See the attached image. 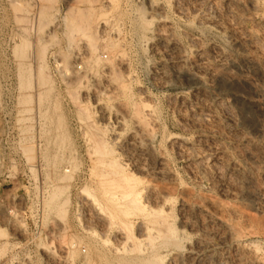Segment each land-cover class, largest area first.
Listing matches in <instances>:
<instances>
[{"label":"rangeland","instance_id":"rangeland-1","mask_svg":"<svg viewBox=\"0 0 264 264\" xmlns=\"http://www.w3.org/2000/svg\"><path fill=\"white\" fill-rule=\"evenodd\" d=\"M256 1L1 4L0 264H138V211L125 219L114 211L113 226L100 182L131 171L145 194L172 198L180 244L161 249L160 264L179 255L183 264H264V7ZM13 91L19 115L4 113ZM93 143L110 144L120 176L96 163Z\"/></svg>","mask_w":264,"mask_h":264},{"label":"bare ground","instance_id":"bare-ground-1","mask_svg":"<svg viewBox=\"0 0 264 264\" xmlns=\"http://www.w3.org/2000/svg\"><path fill=\"white\" fill-rule=\"evenodd\" d=\"M195 2H197V1H195ZM200 2V1H199ZM257 2V4H261L263 7H264V0H257L256 1ZM187 4H189V3H187ZM195 4V3H194ZM200 4V3H199ZM156 5V4H155ZM197 5V4H196ZM154 7V6H153ZM190 7V6H189ZM188 7V8H189ZM155 8V7H154ZM185 10V9H184ZM156 11V10H155ZM158 11V10H157ZM156 11V12H157ZM162 38V37H161ZM175 45V44H174ZM215 46V45H214ZM221 51V50H220ZM198 53V52H197ZM229 57V56H228ZM20 67V66H19ZM22 69V68H21ZM26 70V69H25ZM22 71H24L23 69H22ZM21 71V72H22ZM19 72V71H18ZM23 74H24V72H22ZM21 74V73H20ZM23 74H22V76H23ZM21 75L19 76L20 77V79L22 80V78L24 77H22ZM22 77V78H21ZM20 80V81H21ZM23 83V82H22ZM21 84V83H20ZM24 86V85H23ZM20 87H22V85H20ZM25 87V86H24ZM20 89H23V88H20ZM108 109V108H107ZM126 118H124V116L123 117H119V119H118V123H117V127L119 128L120 126L122 127V125H124L125 123H126ZM111 123H113V122H111ZM102 124V123H101ZM105 124V123H104ZM104 126V125H103ZM105 126H107V125H105ZM110 126V125H109ZM124 128V127H123ZM119 129H121V128H119ZM118 133H120V132H118ZM116 134V133H115ZM117 137V136H116ZM171 137V136H170ZM114 138H115V136H114ZM143 141V140H142ZM107 143V142H106ZM106 143H102V144H100V146L99 145H97L96 144V146H95V143H93V148H89L90 149V151L92 152V154L95 156V159H96V163H103V166H105V165H107L110 169H108V171L109 170H111L110 172H111V174L114 176H120L121 175V173H123L125 170V168H124V166L121 164V162H120V164L119 163H117L116 161V159L114 158V160H113V158L111 159V161H106V160H110V159H108L107 157L109 156V155H111L112 153H113V151H111V148H108V145H110V144H106ZM141 143H143V142H141ZM139 144H140V142H139ZM142 146V145H141ZM92 147V146H91ZM139 147V146H138ZM144 147H145V150L144 151H146V153H152V149H151V147L149 146V145H144ZM143 147V148H144ZM92 149V150H91ZM154 150V149H153ZM161 151V150H160ZM155 152V151H154ZM153 152V153H154ZM140 153V152H139ZM142 154V153H141ZM145 154V153H144ZM149 155H151V154H149ZM156 155V154H155ZM152 156V155H151ZM161 156V155H160ZM109 157H111V156H109ZM113 157V156H112ZM147 157V156H146ZM156 157V156H155ZM107 158V159H106ZM117 158V157H116ZM160 159V162L161 163H163V161H164V159H163V157L161 156V157H159ZM96 163H94V164H96ZM123 163V162H122ZM139 163V162H138ZM144 163H145V161H144ZM105 164V165H104ZM125 164V163H124ZM143 164V163H142ZM97 166H99V165H97ZM102 166V165H101ZM164 166V165H163ZM106 167V166H105ZM143 167V166H142ZM102 168V167H101ZM141 168V167H140ZM142 169V168H141ZM107 170V169H106ZM105 169L103 170H101L102 172L103 171H106ZM124 170V171H123ZM126 170H127V168H126ZM147 170V169H146ZM107 171V173H105V172H103V173H105V175L107 174V175H109L108 172ZM101 172V173H102ZM92 173V172H91ZM133 173V171H131V174ZM110 174V175H111ZM131 174H129V175H127V176H123V177H121L119 180H108V181H104V179L102 180V181H100L101 183L103 182L104 184H105V192H106V198L105 199H108V202H110L112 205H111V207L110 208H112V206H113V208H112V212L111 213H109V214H106L108 217L107 218H109L110 219V217H111V222H112V224L114 223V222H116V221H113V219L115 218V217H117L116 215H115V213H118V214H120V215H122V216H124V219L125 218H129L131 215H132V212H135V211H138V240H134V241H138V243H136V244H138V264H140V262L143 264H160V262H161V259H162V257H163V255H162V252H161V249H163V248H171V247H177L178 248V246H179V238H180V236H179V232H180V230L176 227V225L175 224H173L172 222H170V220L168 219V212H167V209H166V205L169 203V201L170 200H172V198H170L169 196H167L166 194L164 195L163 194V192H156V193H154L155 192V189H153L154 190V192H148L147 194H145L144 193V190H143V187H142V178L140 177V176H136L135 174H133V175H131ZM160 174H163L162 172L160 173L159 172V175ZM94 175V174H93ZM97 175H100V174H97ZM123 175V174H122ZM141 175H142V173H141ZM96 176V175H95ZM130 176H133V177H130ZM134 176L135 177H137L136 179L134 178ZM99 177V176H98ZM101 177V176H100ZM103 178H105V176L103 175ZM116 179V178H115ZM138 179V181H136ZM101 180V179H100ZM176 180V179H175ZM98 182H99V179H98ZM176 182V181H175ZM157 186L158 187H160L159 186V184H157ZM156 185H155V187H157ZM99 187H101V186H99ZM154 188V187H153ZM101 189V191L103 190L102 188H100ZM97 190V189H96ZM157 190V189H156ZM162 190V189H161ZM84 191H86V190H84ZM150 191V190H149ZM160 191V190H159ZM87 192V191H86ZM86 192H84L85 194H86ZM103 192H104V190H103ZM169 193V192H168ZM105 194V193H104ZM103 194V195H104ZM90 196H91V194H89ZM153 195H155L156 196V199L157 200H159L160 202H161V205L159 204V205H153L154 204V202H153V198L155 197V196H153ZM79 196V195H78ZM83 196H85V195H83ZM103 197H105V195L103 196ZM91 198V197H90ZM93 200H94V198H92ZM104 199V198H103ZM174 199V198H173ZM82 200V199H81ZM90 200V199H89ZM96 200V199H95ZM98 201V200H97ZM102 201V200H101ZM107 201V200H106ZM95 203H97L98 204V202H96V201H94ZM104 202V201H103ZM153 202V203H152ZM157 204V203H156ZM110 205V204H109ZM102 209V208H101ZM100 209V210H101ZM106 209H107V207H106ZM105 209V210H106ZM107 211V210H106ZM114 211H115V213H114ZM103 212H104V210H103ZM172 212V211H171ZM117 214V215H118ZM105 215V216H106ZM109 215H110V217H109ZM122 218V217H121ZM108 219V220H109ZM114 220H116V219H114ZM185 221V220H184ZM118 223V222H117ZM127 223V222H126ZM111 224V223H110ZM118 225H120V224H118ZM107 226V225H106ZM113 226H114V224H113ZM116 226V228L117 227H119V226H117V225H115ZM121 226V225H120ZM131 226V225H130ZM119 228H121V227H119ZM66 230V229H65ZM119 231H121V230H119ZM91 233V232H90ZM111 234V233H110ZM108 236V235H107ZM129 236V235H128ZM128 236H126L127 238H128ZM123 237V236H122ZM132 237V236H131ZM133 239H136L135 237L133 238ZM148 241H147V240ZM74 240V239H73ZM122 240V239H121ZM129 241L130 240V238L129 239H125L123 242H120V243H124L125 244V242L126 241ZM145 240L147 241V242H145ZM71 241H72V239H71ZM127 241V242H128ZM65 242V241H64ZM64 242H62L63 244L62 245H65V243ZM109 242V241H108ZM126 242V243H127ZM72 243V242H71ZM70 243V244H71ZM107 243V242H106ZM106 245V244H105ZM116 245V244H115ZM126 245V244H125ZM130 245V244H129ZM115 247V246H114ZM130 247V246H129ZM129 247H127V249L129 248ZM181 247V246H180ZM179 247V248H180ZM120 248V247H119ZM119 248L117 247H115V249H116V251L118 250L119 251V253L121 252H123V250H124V255H127V254H125V251H128V250H125V249H123V248H126L125 246H123V248H122V246H121V248L123 249H121V250H119ZM2 249V248H1ZM114 249V250H115ZM66 250H68V249H66ZM65 250V251H66ZM71 251V250H70ZM131 251H133V252H137V250H134V249H132V248H130V250L128 251V252H131ZM115 251H113V253H114ZM132 252V254H135V253H133ZM199 252V251H198ZM198 252H197V254H198ZM116 253H118V252H115V254ZM118 253V254H119ZM120 253V254H121ZM74 254V253H73ZM72 254V255H73ZM110 254H111V252H110ZM114 254V255H115ZM131 254V253H130ZM129 254V255H130ZM175 254V253H174ZM104 255V254H103ZM103 255H101V256H103ZM124 255H120V257L121 258H123L124 257ZM66 256V255H65ZM116 256V255H115ZM118 256V255H117ZM185 256V255H184ZM106 258H107V256H105ZM130 257V256H129ZM132 257H135V259L137 258V255L136 256H132ZM182 257H183V255L182 256H177V257H175V259L173 260V262L172 263H170V264H183V261H182ZM105 259V258H104ZM117 259H120L119 257L117 258ZM106 260H108V259H106ZM129 260V259H128ZM130 260H132L131 258H130ZM129 260V261H130ZM105 261V260H104ZM127 261V260H126ZM134 261V260H133ZM136 261V260H135ZM69 262V261H68ZM108 261H106V262H104V264H108L107 263ZM123 262V261H122ZM58 263V262H57ZM71 263V262H70ZM93 263H95V262H93ZM130 263V262H129ZM169 263V262H168ZM121 264V263H120Z\"/></svg>","mask_w":264,"mask_h":264},{"label":"built area","instance_id":"built-area-1","mask_svg":"<svg viewBox=\"0 0 264 264\" xmlns=\"http://www.w3.org/2000/svg\"><path fill=\"white\" fill-rule=\"evenodd\" d=\"M14 0H0V7H1V4L5 3V4H11V2H13ZM0 17L2 18V11H1V8H0ZM19 28H17V31H18ZM9 31H11V33H13L15 31L14 27H11L9 29ZM1 32H3V30H1L0 28V34ZM18 39L15 37V38H12L10 40V44L15 47L18 43ZM14 49V48H13ZM54 66L57 67V66H60V63L57 62L56 60H54ZM19 99L20 97L16 94V92H12L10 95H9V102H8V108L6 109V111H4V113L6 114H10V115H19L22 110L19 109Z\"/></svg>","mask_w":264,"mask_h":264}]
</instances>
